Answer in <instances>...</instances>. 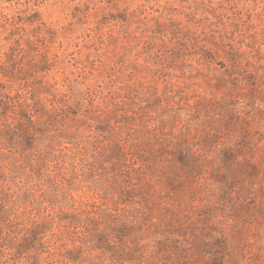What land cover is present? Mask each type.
Listing matches in <instances>:
<instances>
[{"label":"rangeland","instance_id":"obj_1","mask_svg":"<svg viewBox=\"0 0 264 264\" xmlns=\"http://www.w3.org/2000/svg\"><path fill=\"white\" fill-rule=\"evenodd\" d=\"M25 1L0 264H264V0Z\"/></svg>","mask_w":264,"mask_h":264},{"label":"trees","instance_id":"obj_2","mask_svg":"<svg viewBox=\"0 0 264 264\" xmlns=\"http://www.w3.org/2000/svg\"><path fill=\"white\" fill-rule=\"evenodd\" d=\"M21 0H0V3H9L11 5H13L14 2H17L18 4H21L19 3ZM47 0H26L25 1V10H20L19 12H17L15 15H8L5 17V22L4 24H8L11 25L13 24L14 27H21L23 26L24 24H34L35 20H32V19H29L27 17V11H33V15L34 16H37L38 15V10L37 9H33L32 7V4L33 6H37L38 8H41L42 6H44L45 2ZM7 58L8 54H6Z\"/></svg>","mask_w":264,"mask_h":264}]
</instances>
